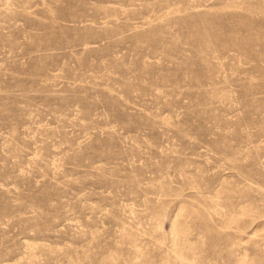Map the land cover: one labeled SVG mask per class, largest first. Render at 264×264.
I'll use <instances>...</instances> for the list:
<instances>
[{"label": "rangeland", "instance_id": "1", "mask_svg": "<svg viewBox=\"0 0 264 264\" xmlns=\"http://www.w3.org/2000/svg\"><path fill=\"white\" fill-rule=\"evenodd\" d=\"M0 264H264V0H0Z\"/></svg>", "mask_w": 264, "mask_h": 264}]
</instances>
